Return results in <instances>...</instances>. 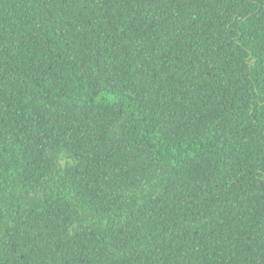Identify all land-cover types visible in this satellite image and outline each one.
<instances>
[{
	"label": "trees",
	"instance_id": "1",
	"mask_svg": "<svg viewBox=\"0 0 264 264\" xmlns=\"http://www.w3.org/2000/svg\"><path fill=\"white\" fill-rule=\"evenodd\" d=\"M0 264H264V0H0Z\"/></svg>",
	"mask_w": 264,
	"mask_h": 264
}]
</instances>
